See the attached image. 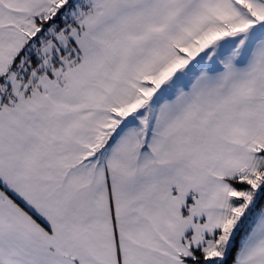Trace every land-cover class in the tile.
<instances>
[{"label": "snow or ice", "instance_id": "6c2138e0", "mask_svg": "<svg viewBox=\"0 0 264 264\" xmlns=\"http://www.w3.org/2000/svg\"><path fill=\"white\" fill-rule=\"evenodd\" d=\"M0 264H264V0H0Z\"/></svg>", "mask_w": 264, "mask_h": 264}]
</instances>
